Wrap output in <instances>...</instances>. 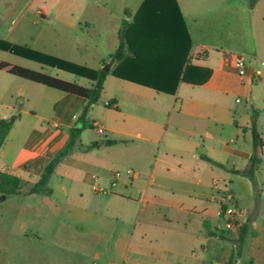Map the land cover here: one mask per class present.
I'll use <instances>...</instances> for the list:
<instances>
[{
	"label": "crops",
	"instance_id": "crops-1",
	"mask_svg": "<svg viewBox=\"0 0 264 264\" xmlns=\"http://www.w3.org/2000/svg\"><path fill=\"white\" fill-rule=\"evenodd\" d=\"M142 2L0 0V40L27 45L56 57L57 50L64 44L77 46L81 42L86 47L91 44L98 60V65L93 68H101L112 61L111 70L115 63L111 54L119 44L122 20L130 21ZM176 2L192 41L191 62L209 70V77L203 84L180 82L175 94H167L170 98L165 100L158 99L160 92L152 88L108 73L102 90L106 89L110 77L121 81L119 92L104 97L108 113L97 115V101L82 118L87 103L85 98L0 71V119L17 116L0 146V171L19 177L23 185L17 194L25 189L24 195L31 196L37 194L36 188L48 183L55 168L68 157L75 163L92 164L94 169L102 170L100 174L87 172L86 177L94 182L99 180L110 189L115 186L111 185L115 171L112 167L124 168L130 163L141 168L147 166L141 172L148 174V183L166 178L185 185L183 198L167 201L160 193L159 187L164 186L163 183H158L151 195L144 188L143 201L146 202V196H151L167 219L179 220L184 225L196 222L202 237L191 238L188 234L182 237H190L191 251L199 252L196 259L201 264H224L232 253L231 264H264V67L261 65L264 61V10L258 6L259 0L252 7L248 0ZM232 52L245 57L247 68L243 77L224 62ZM0 60L90 85L84 78L75 75L71 79L64 78L60 72L65 71L48 69L6 50L0 49ZM258 68H262V75L254 80L253 71ZM149 91L157 96L151 102H144ZM106 101L112 105H105ZM149 109L155 112L149 113ZM253 121L261 145L257 148L260 162L252 179L243 171L254 150ZM53 122L58 126L54 127ZM94 122L103 125L105 136L94 130ZM106 140L116 142L109 144ZM93 142L97 145L86 149ZM54 160L47 180L41 183L47 165ZM107 173L111 174L110 178ZM128 176L138 179L139 172L133 171ZM82 177L83 174H79L74 181L80 186L89 183L93 195L97 196L83 203H72L74 215L97 217L99 221L120 215L114 206L116 199L124 195L119 196L111 190L109 196L100 197L95 190L97 185ZM235 180L243 181L241 189L235 186ZM224 190L234 194L242 224L241 230L232 233L237 239L243 233L235 249L234 245L224 246L214 233L215 228L221 230L222 226L218 197ZM51 192L49 189L42 194L47 196ZM79 194L82 198L81 190ZM249 194L252 199L245 210L241 198L249 197ZM7 199L8 196L1 195L0 206ZM62 203L66 204L65 201ZM8 217L0 213V220L8 221ZM15 222L17 230L12 229V224L1 232L6 238L8 256L0 264H46L48 253L43 244L50 246L48 242L55 249L71 247L74 250L72 260L81 261V264H87L91 254L97 258L100 255L93 245H89L93 238H84L92 234L60 229L33 231L28 228L29 222L25 218H15L12 223ZM96 235L99 239L104 238L101 233ZM172 235L170 232L166 236L171 239ZM34 238L43 244L38 245V252L31 257L30 250L24 245ZM116 243L123 252L121 264H126L131 239L120 236ZM19 245L23 246L22 257H16ZM52 258L49 254L50 262Z\"/></svg>",
	"mask_w": 264,
	"mask_h": 264
},
{
	"label": "rangeland",
	"instance_id": "rangeland-1",
	"mask_svg": "<svg viewBox=\"0 0 264 264\" xmlns=\"http://www.w3.org/2000/svg\"><path fill=\"white\" fill-rule=\"evenodd\" d=\"M248 2H250V0H248ZM249 6L252 7L251 5ZM258 6H260V10L263 11L264 0H259ZM79 41H81V38H79ZM80 43L77 46L64 44L57 50V57L92 68L98 65L93 45L88 44L86 47L82 46ZM48 49L53 48L48 46ZM60 73L67 79H71V77L74 76L66 72ZM81 80L83 81L84 79ZM119 82L121 81L110 77L106 89L102 90L101 96L97 102V115L104 116L108 113L104 106V97L110 93L119 92ZM147 92L148 91H146V93ZM150 92L151 91H149L144 98V102H151L154 100H152V98L157 96L155 92ZM158 94V96H160L158 99L169 100L170 98L167 94ZM122 95L123 93L121 92V96ZM148 111L149 113L155 112V110L150 109ZM53 165H55V160L47 165L44 174L47 173L50 166L53 167ZM88 168L91 169L89 170ZM146 168L147 166L141 168L134 163L125 164L124 168L112 167L115 171H120V177L117 181L112 179L115 186L110 189L109 186L107 187L103 182L99 180H95L94 182L93 179L86 177L88 175L87 172L100 174V171L103 172L102 170L98 171V169H94L92 164L75 163L71 157H68L67 161H63L55 168L47 184L41 188L35 189L37 190L36 195H24V189L20 194L8 196L5 204L0 206V213L9 215L7 218L8 221H3V219L0 220V263L4 262V260H6L5 258L8 256L6 238L1 235V232L7 228V225L10 226L12 224V229L17 230V222L12 223V220L15 218H25L29 222L28 228L33 231H55L60 229L65 231H81L88 235L92 234V236H89L90 238L87 236L84 238H93L92 243L89 245H93L94 249L98 250L100 255L97 258L93 257L91 254L87 264H121L123 252L117 246L116 241L118 237L124 235L126 238L131 239L132 243L131 247L126 252V264H201L202 262L196 259L200 256L199 252L191 251L192 246L189 237H202L196 222L184 225L179 220L167 219V217L162 215V210H158V205L154 203L151 196H146V202L143 201L144 188H146L148 194L151 195L157 188L158 183H163L164 186L159 187L161 190L160 193L165 196L167 201L170 198H183L185 185L179 181L168 180L166 178L164 180L157 179L150 184L148 183V174L145 175L141 172ZM128 169L139 172V178H129L126 173ZM79 174H83L82 179L86 181L89 180L97 185L95 190L99 193L98 196L100 197L109 196L111 190L116 192L119 196L124 195V197L116 199V205L114 206L120 211V215H111L100 221L97 217L91 218L86 215L80 218L75 216L74 210L70 207L72 203L80 201L83 203L85 202L84 200L93 199V196H97L93 195V189H91L89 183L80 186L74 181ZM110 177L111 174L107 173V178ZM235 186L241 189L243 181L235 180ZM101 188L104 190H101ZM49 189L52 191L51 194H47V196L42 194V192L49 191ZM79 190L82 191V198H80ZM120 192L122 194H119ZM251 197V194H249V197L241 198V205L245 210L252 199ZM62 201H65L66 204L62 203ZM68 208L70 209L69 214L67 213ZM170 232H172L173 235L171 239H168L166 235L170 234ZM96 233L103 234L104 238L99 239ZM214 233L222 240L224 246L230 247L234 245V249L237 247L238 239L233 236L234 234H232V232L215 228ZM183 234H188L189 236L184 239V237H182ZM47 240H49V238H47ZM48 243L50 246L40 243L39 240L34 238V240H30L29 244L26 246L24 245V247L28 249V251L30 250V255L33 257L36 255V251L38 252V245L43 244L45 248H47L46 253H48L46 264L82 263L78 260H76L77 262L72 260L74 250L71 247L66 249H55L51 242ZM17 250L19 253H16V257H22L23 246L19 245ZM49 254L53 256L52 262H50ZM233 254L234 253H232L227 260L225 259L226 261L224 264L232 263ZM114 261L116 262L113 263Z\"/></svg>",
	"mask_w": 264,
	"mask_h": 264
},
{
	"label": "trees",
	"instance_id": "trees-1",
	"mask_svg": "<svg viewBox=\"0 0 264 264\" xmlns=\"http://www.w3.org/2000/svg\"><path fill=\"white\" fill-rule=\"evenodd\" d=\"M255 2L256 0H250L249 5L253 6ZM192 48V41L176 0H143L130 21L122 20L119 44L111 54V59L115 63L110 72L77 64L32 49L27 45L0 40L1 50L84 78L90 83L89 86L3 60H0V71L85 98L87 103L81 113L83 118L89 107L100 98L103 82L108 73L170 95L175 94L180 82L203 84L209 77V70L192 64L190 56ZM16 117L12 115L8 119H0V146ZM251 132L254 150L243 173L253 179L254 171L260 162L257 148L261 145L254 121L251 124ZM105 142L112 144L116 141ZM96 145L97 142H93L86 149ZM50 170L51 166L43 175L41 183L47 180ZM22 185L23 182L19 177L0 171V196L17 194ZM242 238L243 233L239 235L238 243Z\"/></svg>",
	"mask_w": 264,
	"mask_h": 264
},
{
	"label": "built area",
	"instance_id": "built-area-1",
	"mask_svg": "<svg viewBox=\"0 0 264 264\" xmlns=\"http://www.w3.org/2000/svg\"><path fill=\"white\" fill-rule=\"evenodd\" d=\"M225 63H229L230 66L237 72V74L243 77L246 74L247 62L245 57L237 52L230 53L229 57L224 58ZM261 65L264 67V61H261ZM262 75V68L255 69L253 71L252 77L254 80L260 79ZM105 105H112L110 101H106ZM53 126L57 127L58 124L53 122ZM94 130L101 136H105L106 130L100 123H92ZM127 174H132L133 171L128 169ZM120 176V171H115L113 173V179H116ZM114 181L111 182V185L114 186ZM219 205V217L222 220L221 230L227 232L236 233L241 227V222L238 219V206L234 194L230 190H224L219 194L218 197Z\"/></svg>",
	"mask_w": 264,
	"mask_h": 264
},
{
	"label": "water",
	"instance_id": "water-1",
	"mask_svg": "<svg viewBox=\"0 0 264 264\" xmlns=\"http://www.w3.org/2000/svg\"><path fill=\"white\" fill-rule=\"evenodd\" d=\"M111 64H112V61H108L100 69L102 71L109 72L110 71Z\"/></svg>",
	"mask_w": 264,
	"mask_h": 264
}]
</instances>
